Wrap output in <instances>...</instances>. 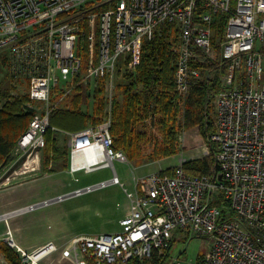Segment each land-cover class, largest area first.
I'll return each instance as SVG.
<instances>
[{
    "label": "built area",
    "instance_id": "obj_1",
    "mask_svg": "<svg viewBox=\"0 0 264 264\" xmlns=\"http://www.w3.org/2000/svg\"><path fill=\"white\" fill-rule=\"evenodd\" d=\"M219 21L220 62L227 68L214 103V167L205 175L178 166L134 178L133 191H125L128 211L119 221L121 231L71 239L73 264H153L167 253L168 264H182V252L170 256L172 245L194 238L211 244L203 264H264V0H0L5 67L27 81L29 102L40 104L16 142L22 160L11 179L39 170L45 134L54 130L52 112L87 85L111 89L118 61L131 56L132 68L142 44L165 26L178 42L173 91L184 99L199 83ZM110 126L108 106L100 123L64 132L67 174L127 162L113 149ZM108 185H120L116 174L96 186ZM6 242L30 264L57 249L46 243L26 253L11 237Z\"/></svg>",
    "mask_w": 264,
    "mask_h": 264
},
{
    "label": "rangeland",
    "instance_id": "obj_2",
    "mask_svg": "<svg viewBox=\"0 0 264 264\" xmlns=\"http://www.w3.org/2000/svg\"><path fill=\"white\" fill-rule=\"evenodd\" d=\"M222 25L223 21H219L214 27L212 51L209 56L202 59V75L199 83L205 78L212 79L215 76L216 72H208L205 65L207 63L219 64L220 62V26ZM166 43L176 56L178 44L176 35L173 34L172 37L167 38ZM130 57L125 60L124 64L120 60L118 61L121 64L118 66L111 89L108 84L104 83L87 85L86 88L77 92L65 107L58 111H72L73 101L79 94V111L92 117L96 102L94 94L101 89L100 97L104 103L103 113L94 116V119H89L87 126L98 124L104 118L107 107H112L115 101L121 99V88L128 83V74L131 75L134 72L132 68H129ZM223 67L224 65L216 69L220 89L210 95L207 107L208 120L211 123V129L208 132L210 135L207 137L209 143L192 130L184 135L186 150H180L179 146L178 153L174 156L156 161H127L126 163L114 161L113 169H100L90 174L80 172L71 176L66 173L69 148L64 132L67 131L54 128V130H49V135L53 139V146L50 150H46L45 147L41 152L39 170L35 173L11 179L10 175L20 166L22 160H18L19 156H17L14 147L7 163L0 168V216H6L30 206H37L43 202L73 193L76 190H84L86 187L108 182L114 174H116L120 185L96 188L65 200L39 206L32 210L20 211L18 214L0 219V242L8 246L6 239L11 237L14 243L26 253H30L32 247L52 242L57 248L56 251L44 258L40 264H73L68 244L71 239L80 236L95 237L116 234L121 231L119 221L128 210L125 191H133L134 178L154 173H170L178 166H181L189 174H198L197 171L187 170L186 165L192 164L195 166L196 163L201 161L209 162L210 169H212L215 165L216 150L215 145L213 150L209 146L213 144L210 139L213 131L214 103L216 96L223 88L222 79L226 74L227 65ZM27 94V81L14 78L8 73L5 67V59L3 54L0 53V108L4 103H12L14 99L18 98L20 100L25 99L23 108L28 112H32V108H38L40 104H31ZM177 98L179 99L176 106L178 109L177 116H180L181 119L183 99L178 96ZM150 133L157 137L155 130H151ZM178 141L180 142L181 138ZM151 150L150 146L146 147L144 154L148 155ZM64 165L65 167L62 168ZM74 179H77V182H74ZM210 246L211 244L207 238L179 240L173 243L170 256L177 257L182 252L179 256L182 264H203ZM8 248L17 254L19 264H30L16 252L15 248ZM168 263H170V260ZM0 264L10 263L0 254Z\"/></svg>",
    "mask_w": 264,
    "mask_h": 264
},
{
    "label": "trees",
    "instance_id": "obj_3",
    "mask_svg": "<svg viewBox=\"0 0 264 264\" xmlns=\"http://www.w3.org/2000/svg\"><path fill=\"white\" fill-rule=\"evenodd\" d=\"M222 26H220L221 29ZM173 34H175L174 30L165 26L153 40L142 44L137 63L131 66L134 72L131 75L128 74V83L121 88V99L115 101L110 107L109 132L113 140V149L122 152L127 161H156L168 158L178 153L179 146L180 150L185 151L184 135L192 130L209 143L207 137L210 135L208 132L211 129V123L207 114L208 102L210 95L220 89L216 69L223 65L225 67L227 62L205 65L208 72H216L215 76L212 79L205 78L190 89L188 95L182 100L180 119L176 108L179 99L173 91L175 55L166 43L167 38L172 37ZM100 93L101 89L94 94L96 102L92 117L79 111L78 94L75 99L73 98L72 111H55L50 114L49 126L70 132L89 127L87 126L89 119L101 115L104 110ZM24 100L16 98L12 103L6 102L0 108V168L7 163L17 140L27 130L33 115L31 111L28 112L23 108ZM151 130H155L157 137L150 133ZM49 134V131L45 134L46 150H50L53 146V139ZM179 138H181L180 142ZM149 146L152 150L145 155L144 149ZM213 147L214 144H210L211 150ZM64 167L65 165L62 166ZM186 169L197 171L200 175L208 174L211 170L210 163L207 161L196 163L195 166L186 165ZM0 254L8 263L19 264L17 254L2 242H0ZM168 261L167 253L160 260H154L153 264H167ZM129 264L140 263L131 261Z\"/></svg>",
    "mask_w": 264,
    "mask_h": 264
},
{
    "label": "water",
    "instance_id": "obj_4",
    "mask_svg": "<svg viewBox=\"0 0 264 264\" xmlns=\"http://www.w3.org/2000/svg\"><path fill=\"white\" fill-rule=\"evenodd\" d=\"M96 188H98V187H97V186H96V187L93 186V187H90V188H86V189H84V190L74 191L73 193L67 194V195H65V196L58 197V198H56V199H54V200H51V201L43 202L42 204H39V205H37V206H30L29 208L15 211V212H13V213H11V214H9V215H6V217H9V216L14 215V214H18L19 211L32 210V209L37 208V207H39V206H43V205L50 204V203H53V202H57V201H61V200H65V199H67V198H70V197L76 196V195H78V194H81V193H84V192H87V191L94 190V189H96ZM4 218H5V215H4V216H0V219H4Z\"/></svg>",
    "mask_w": 264,
    "mask_h": 264
},
{
    "label": "crops",
    "instance_id": "obj_5",
    "mask_svg": "<svg viewBox=\"0 0 264 264\" xmlns=\"http://www.w3.org/2000/svg\"><path fill=\"white\" fill-rule=\"evenodd\" d=\"M67 132H70V131H67ZM127 211H128V210H127ZM126 214H127V212H125V215H126ZM125 215H124V216H125ZM124 216H123V217H124ZM123 217H122V218H123ZM122 218H121V219H122ZM121 219H120V220H121ZM48 243H52V242H48ZM53 244H54V243H53ZM42 246H43V245H42ZM39 247H41V246L39 245V246H37V247H32L33 249H32V248H31V249H32V251H34L35 249H37V248H39ZM32 251H31V252H32Z\"/></svg>",
    "mask_w": 264,
    "mask_h": 264
},
{
    "label": "bare ground",
    "instance_id": "obj_6",
    "mask_svg": "<svg viewBox=\"0 0 264 264\" xmlns=\"http://www.w3.org/2000/svg\"><path fill=\"white\" fill-rule=\"evenodd\" d=\"M20 212V211H19ZM7 215H9V214H7ZM5 218H6V216H5ZM20 249V248H19ZM21 250V249H20Z\"/></svg>",
    "mask_w": 264,
    "mask_h": 264
}]
</instances>
